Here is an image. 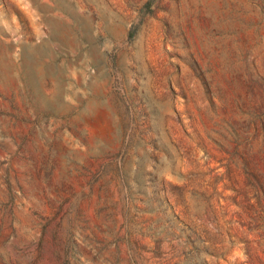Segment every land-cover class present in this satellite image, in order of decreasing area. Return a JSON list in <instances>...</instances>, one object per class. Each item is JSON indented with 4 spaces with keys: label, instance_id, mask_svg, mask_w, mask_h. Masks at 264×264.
I'll list each match as a JSON object with an SVG mask.
<instances>
[{
    "label": "rangeland",
    "instance_id": "obj_1",
    "mask_svg": "<svg viewBox=\"0 0 264 264\" xmlns=\"http://www.w3.org/2000/svg\"><path fill=\"white\" fill-rule=\"evenodd\" d=\"M0 264H264V0H0Z\"/></svg>",
    "mask_w": 264,
    "mask_h": 264
}]
</instances>
